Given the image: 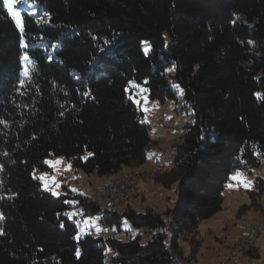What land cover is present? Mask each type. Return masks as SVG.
Instances as JSON below:
<instances>
[{
	"label": "trees",
	"instance_id": "trees-1",
	"mask_svg": "<svg viewBox=\"0 0 264 264\" xmlns=\"http://www.w3.org/2000/svg\"><path fill=\"white\" fill-rule=\"evenodd\" d=\"M28 3L36 15H26L33 10L26 4L21 42L0 0V120L7 122L0 124V264H181L179 239L221 209L228 175L264 159V99L253 95L264 93V0ZM25 53L33 60L28 77ZM129 82L149 100H182L192 109L168 163L177 200L167 223L151 208L101 212L92 195L56 199L32 179L33 168L49 169L42 162L51 156L100 177L143 165L148 125L128 98L139 91ZM89 152L87 161L79 159ZM78 206L83 215L100 213L103 226L122 231L125 218L151 237L105 238L102 226L101 236L81 233L77 241L78 228L64 212ZM107 247L115 255H106Z\"/></svg>",
	"mask_w": 264,
	"mask_h": 264
},
{
	"label": "rangeland",
	"instance_id": "rangeland-1",
	"mask_svg": "<svg viewBox=\"0 0 264 264\" xmlns=\"http://www.w3.org/2000/svg\"><path fill=\"white\" fill-rule=\"evenodd\" d=\"M26 4H21L18 7L23 11ZM147 45V46H146ZM145 53L149 52V44L143 43ZM131 86L139 89L137 99L143 100L147 98V103L141 107H146L147 112H143L142 121L148 125V134L150 141L146 150V160L142 166L134 164L124 168L122 173L114 175L118 177L124 173L128 174L130 170L146 171L144 179L130 182L128 195L124 197L122 202L116 205L113 211L118 213L124 210H135L144 212L151 208L161 215L165 223L168 222L171 210L176 205V181L171 180L170 169L168 163L174 157V150L177 143L180 142V136L185 131V125L193 121L192 109L183 104L182 100L170 99L163 103L156 100H149L142 86H138L133 82ZM179 94V93H178ZM165 151V153H161ZM159 153H161L159 155ZM165 157V166L160 171L154 170V163H149L151 158L156 155ZM157 155V156H158ZM63 157L51 156L46 159L55 161ZM158 157V158H159ZM64 158V157H63ZM66 165H71L68 170H65ZM168 166V167H167ZM243 166L239 168L245 173L248 180L252 181L250 187L245 189L243 186L236 185L233 181H227L222 188L223 202L221 209L208 219L199 222L196 232L183 235L179 241L178 253L182 261L181 264H214L215 262L226 258L232 252L234 264H264V159L254 168ZM44 172H48L49 176H56L57 181L62 187L57 189L61 195L72 197L74 194L82 196H93L99 203L103 204L95 197V194L104 177L97 175H88L81 170H76L72 167L69 160L64 158L62 164L57 165L55 169L49 168ZM40 172H36L39 175ZM143 173V172H140ZM148 177V178H147ZM168 183L167 186L164 183ZM229 183L233 187H228ZM98 185V186H97ZM133 185V186H132ZM69 189H77L78 192H71ZM76 200V199H69ZM100 205V206H101ZM82 210L81 207H71L66 212ZM83 213V211H82ZM85 217H97L95 226L83 224ZM102 215L100 213L94 215H80L73 218V221L79 220L81 224L78 228V233H90L94 237L101 236V231L97 233L96 229L103 226L101 223ZM262 223V224H261ZM247 225L258 226L261 228L257 233V238L254 243L249 246V249L238 248L237 245L243 240V235L247 231ZM119 228L116 225H111V233H115L120 240L140 237V242L147 241L151 236L144 230L132 226L125 218L121 219ZM115 229V230H113ZM170 237V233H168ZM167 236V237H168ZM233 247V248H232ZM251 247V248H250ZM108 249L111 251L109 252ZM242 252L246 251L245 253ZM106 255H113L111 248H106ZM107 256V257H108ZM105 264H113L108 258Z\"/></svg>",
	"mask_w": 264,
	"mask_h": 264
},
{
	"label": "snow or ice",
	"instance_id": "snow-or-ice-1",
	"mask_svg": "<svg viewBox=\"0 0 264 264\" xmlns=\"http://www.w3.org/2000/svg\"><path fill=\"white\" fill-rule=\"evenodd\" d=\"M21 4H27V6L30 9H33L32 11L28 12L26 15L28 16H34L36 15V11L34 9V5L31 3H28V0H2V5L3 8L6 9L7 11V16L10 18V20L13 22L14 27L17 29V31L21 34L20 35V39L21 42L23 41V32H24V16L25 13L22 12V10L18 7ZM45 16H50L49 13L45 12L44 13ZM48 21H45V23H47ZM231 23H235V21H231ZM93 39H97V37H93ZM105 43H110V41H105ZM141 43H145V42H141ZM249 44L253 43L252 41H248ZM57 46V45H54ZM147 46V45H146ZM23 47H28V45L24 44ZM165 47H167V44H165ZM21 60L23 61V76L24 77H28L29 76V67L28 65H31L33 63V60L30 58L28 53H25L22 57ZM48 62H51V57H48ZM175 70V66L170 67V68H165L164 72L165 73H170L173 72ZM23 81H20V86H23ZM55 83V82H54ZM130 84L132 82H129ZM145 83H147V81H145ZM171 87L175 90H177L179 92L180 95H183V89L180 87L179 84H172ZM141 91H144V89H141ZM78 94L80 93V90L77 89ZM125 92L128 93V89H125ZM83 96L85 97H90L91 96V90H87L84 91L82 93ZM254 96H256L259 99H264V93H260V92H256L253 93ZM94 99V97H92ZM128 98L132 101V103L134 105H136L137 110H142L144 112H147L148 109L146 107H141L142 104H146L147 103V98H144L143 100L137 99L136 98V94L135 93H129L128 94ZM61 115H63V113H61ZM142 122H147L142 121ZM0 124H7L6 121L0 120ZM255 154V153H254ZM52 154L50 153L49 156H51ZM93 153L89 152L87 156H82L79 157L80 160L82 161H87V159L92 156ZM64 161L63 157H60L58 159H56L55 161L51 160V159H44L43 160V165L47 166L48 168H52L55 169V167L57 165L62 164ZM241 163H243V161H241ZM71 167V165H66L65 166V170H68ZM0 171H3V167L0 166ZM37 169L33 168L32 171V179L33 180H37L40 182V187H41V191L43 192H47L49 193L52 197L59 199L61 196V193L59 191H57V189L61 188L62 185L60 182L57 181L56 176H49L48 172H40L39 175H36ZM227 179L229 181H233L235 182L236 185L239 186H243L245 189H248L252 183V181L248 180L245 176V173H243L242 171H240L239 169H237L235 172L230 173L227 177ZM228 187H233L232 183H229L227 185ZM69 191L71 192H78L77 189H69ZM17 195V194H14ZM4 198H12V197H4ZM63 203L65 205H75L77 203H79V201H75V200H68V199H64ZM78 214L83 215L82 210H77V211H72V212H64V215L69 219V220H73L74 217H76ZM60 213H57V217L59 218ZM4 214L2 212H0V221L4 220ZM98 219L97 217H85L83 219V224L89 225L90 227L95 226V220ZM76 226L79 228L81 221L77 220L75 221ZM65 225L63 223L60 224V227L63 228ZM115 230V229H113ZM97 233H99L101 231V229L97 228L96 229ZM103 231H107V229H103ZM83 232V229H81V233ZM5 235V232L3 230L2 227H0V236ZM80 233H77L73 236V239L79 241L80 239ZM39 251H43V249H39ZM108 251L110 252L111 250L108 249ZM81 250L79 247H77L76 251H75V256L77 257V259L80 258L81 256ZM113 255H115V253H113ZM57 264H59V262H57Z\"/></svg>",
	"mask_w": 264,
	"mask_h": 264
},
{
	"label": "bare ground",
	"instance_id": "bare-ground-1",
	"mask_svg": "<svg viewBox=\"0 0 264 264\" xmlns=\"http://www.w3.org/2000/svg\"><path fill=\"white\" fill-rule=\"evenodd\" d=\"M165 164H166L165 157L160 156L155 161L154 170L155 171L162 170ZM140 172H143V173H140ZM144 173H147V172L130 170L128 174L124 173L118 177H115V176L114 177H104L95 194V197L97 198V200H99L100 202H103L102 205L100 204L101 212H105V208H106V211H109V212L113 211L116 208V205H118L119 202H122L124 200V197L128 195L127 193H128L129 187H131L130 182L135 183L136 181L140 179H144L143 178L145 177ZM112 204L113 206L110 207ZM106 227H107L108 233L110 234V236H112L113 233H111V228L109 226H106ZM261 228H259L258 230V226L254 227V226L247 225V231L243 235L244 236L243 240L241 241L240 244L237 245V247L241 249H246V248L249 249V246L254 243V239L257 238L256 237L257 233L258 231L261 230ZM103 229H104V226L102 227V235L105 237V231H103ZM246 251L242 252L241 250L242 253H245ZM234 255L235 253L232 252L229 256L215 262L214 264H234L233 257L235 258L237 254L235 256Z\"/></svg>",
	"mask_w": 264,
	"mask_h": 264
},
{
	"label": "built area",
	"instance_id": "built-area-1",
	"mask_svg": "<svg viewBox=\"0 0 264 264\" xmlns=\"http://www.w3.org/2000/svg\"><path fill=\"white\" fill-rule=\"evenodd\" d=\"M161 153H165V151H163ZM161 153H159V154H161ZM112 206H113V204L110 207H112ZM105 211H106V208H105ZM104 229H107V227L105 225H104ZM258 230H259V227H258ZM107 237H110V234L108 233V230L105 231V238H107Z\"/></svg>",
	"mask_w": 264,
	"mask_h": 264
},
{
	"label": "crops",
	"instance_id": "crops-1",
	"mask_svg": "<svg viewBox=\"0 0 264 264\" xmlns=\"http://www.w3.org/2000/svg\"><path fill=\"white\" fill-rule=\"evenodd\" d=\"M158 155V154H157ZM157 155L155 156V157H153V158H151V160L149 161V163H154L155 161H156V157H157ZM147 161V160H146ZM176 200H177V198H176Z\"/></svg>",
	"mask_w": 264,
	"mask_h": 264
}]
</instances>
